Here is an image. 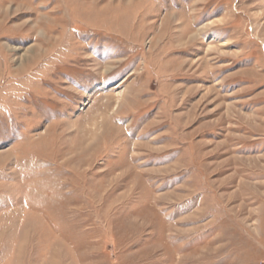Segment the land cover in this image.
Returning <instances> with one entry per match:
<instances>
[{
  "label": "rangeland",
  "instance_id": "374dc122",
  "mask_svg": "<svg viewBox=\"0 0 264 264\" xmlns=\"http://www.w3.org/2000/svg\"><path fill=\"white\" fill-rule=\"evenodd\" d=\"M0 264H264V0H0Z\"/></svg>",
  "mask_w": 264,
  "mask_h": 264
},
{
  "label": "bare ground",
  "instance_id": "6f19581e",
  "mask_svg": "<svg viewBox=\"0 0 264 264\" xmlns=\"http://www.w3.org/2000/svg\"><path fill=\"white\" fill-rule=\"evenodd\" d=\"M106 67H107V66H106ZM125 79H126V78H125ZM125 79H124V80H125ZM124 80H122V81H124ZM120 83H121V82H120ZM120 83H119V84H120ZM122 83H123V82H122ZM118 87H119V86H118ZM116 96H118V98L120 99L121 96H122V90H121V91H118L117 94H116Z\"/></svg>",
  "mask_w": 264,
  "mask_h": 264
}]
</instances>
